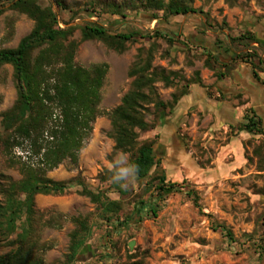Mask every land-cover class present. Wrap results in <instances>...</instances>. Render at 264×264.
<instances>
[{"label":"rangeland","instance_id":"1","mask_svg":"<svg viewBox=\"0 0 264 264\" xmlns=\"http://www.w3.org/2000/svg\"><path fill=\"white\" fill-rule=\"evenodd\" d=\"M110 1L118 3L121 0H58L60 7L54 1L36 0L41 7L52 4L61 28L86 22L103 26L111 33L138 31L143 35L128 43L122 54L97 41L78 45L74 56L77 65L89 67L104 63L108 66L99 105L102 114L93 123L77 164L64 162L46 175L53 181L74 180L70 188L61 195L35 197L32 240L37 264H70L67 256L70 233L75 227L72 219L77 217L85 218L90 237L75 264H264V254L258 260L252 244L257 243L255 239L261 234V223L264 222L262 136L243 142L246 161H211L215 155L213 147L225 144L229 133L220 135L217 132L211 139L210 135L206 137L207 128L202 126L201 118L197 120L188 115L178 121L176 135L164 134V142L170 150L158 144L157 135L141 133L140 140L155 139L156 154L160 159L165 155L167 158V153L176 158L182 147L196 161H191L192 165L178 166L172 165L175 161L171 159L164 161V165L167 164L166 179L180 185L182 190L169 193L158 203L156 218L143 214L139 222L134 220L118 234L104 222L97 205L81 194L83 188L94 193L105 192L106 197L120 204L119 219L137 207L138 202H147L150 198L154 174L146 180L133 177L130 181H122V188H125L122 194L109 189V182L104 180L109 176L106 170L114 166L117 173L126 167L127 155H112L113 142L107 135L110 123L106 112L118 106L128 91L132 81L128 69L139 50L143 54L154 45L152 66L164 69L166 73H176L171 87L164 88L160 82L155 84L159 99L168 101L172 93L183 89L197 73L200 75L206 69L205 60L214 65L226 58L227 54L223 57L218 54L222 50L216 49V45L222 44L228 53H237V57L247 53L250 45L239 46L231 39L251 34L252 24L264 25V0H236L233 5L224 0H193V7L201 9L203 15L176 17L167 22L152 20L151 14L141 9L126 11L124 18L102 13V2ZM86 9H92L94 15L81 14L71 20L73 13ZM32 27L30 19L5 6L0 15V50L15 48ZM155 29L165 36L156 37ZM79 39L80 32L76 30L70 40ZM15 100L12 67L3 65L0 67V112L9 110ZM258 146H263V154L255 155L253 150ZM14 154L17 156L19 152L16 150ZM0 176L11 181L22 178L19 168L1 152ZM186 190L195 192L199 207L193 205ZM215 224L227 227L234 242L214 232L212 226ZM105 253H109L108 256Z\"/></svg>","mask_w":264,"mask_h":264},{"label":"trees","instance_id":"2","mask_svg":"<svg viewBox=\"0 0 264 264\" xmlns=\"http://www.w3.org/2000/svg\"><path fill=\"white\" fill-rule=\"evenodd\" d=\"M52 1L60 7L58 0ZM224 1L233 5L236 0ZM192 3L193 0H121L118 3L102 2L101 11L124 18L126 11L141 9L151 14L152 20L167 22L176 17L203 15L202 10L194 8ZM51 5L41 7L36 0H0V15L7 6L8 10L24 15L33 22L31 31L15 48L0 50V67H12L16 91L13 106L0 112V152L22 174L18 181L0 176V264H37L35 242L32 240L35 197L61 195L70 188L74 180L53 181L46 175L64 162L77 164L78 155L92 132V125L102 114L99 105L108 66L104 63L89 67L77 65L74 56L78 45L97 41L107 49L122 54L127 50L128 43L143 36L138 31L111 33L103 26L86 22L61 28ZM81 14L94 15L92 9H86L73 13L71 20L74 21ZM76 30L80 32L79 41L70 40ZM153 34L156 37L165 36L156 29ZM254 40L252 34L231 39L243 47ZM216 49L222 50L223 54L228 52L222 44L216 45ZM143 54L139 50L128 69V77L132 79L128 91L118 106L106 112V116L110 123L107 135L113 142L112 155H127L126 167L132 164L136 166L134 177L137 180H146L154 174L150 198L147 202H138L137 207L119 219L120 204L111 201L105 192L81 190V194L97 205L104 222L112 226L116 234L127 229L134 220L139 222L143 214L156 218L158 203L169 193L182 190L180 185L166 179L161 160L156 154L155 139L139 138L141 133L154 130L162 116L172 112L179 99L187 94L190 85L200 83L197 73L183 89L172 93L168 101H162L156 93L155 84L160 82L164 88L171 87L176 73H166L164 69L152 66L154 45ZM250 57L246 53L236 58L247 62ZM203 65L215 71V65L208 60ZM214 75L217 76L216 72ZM238 130L264 137L260 120L254 115H246ZM262 147L253 150L255 155L263 154ZM16 150L19 152L17 156L14 154ZM105 172L109 175L104 179L109 182L108 188L122 194L125 190L122 181L113 180L116 168L113 166ZM185 194L195 207H199L198 197L193 190H186ZM72 222L75 227L70 233L67 261L75 264L79 261L81 248L90 237V227L85 218H73ZM261 226V234L255 239L257 243H252L258 260L264 254V222ZM212 230L219 232L229 242H234L231 231L224 225L215 224ZM5 248L10 249L3 251ZM108 254L105 253L106 256Z\"/></svg>","mask_w":264,"mask_h":264},{"label":"crops","instance_id":"3","mask_svg":"<svg viewBox=\"0 0 264 264\" xmlns=\"http://www.w3.org/2000/svg\"><path fill=\"white\" fill-rule=\"evenodd\" d=\"M252 25L250 32L255 40L247 48V53L251 54L247 62L236 58L237 53L218 52L222 57L227 56L214 64L215 71L203 69L200 83L190 85L172 112L162 116L160 124L149 132L158 136V144L161 143L165 150L170 148L164 142V134H175L178 121L190 115L202 119V126L207 128L205 136L210 135V139L217 132L220 135L229 133L225 144L213 147L215 155L211 161H246L243 142L256 136L238 130L244 117L254 115L264 130V25ZM178 150L176 158L167 153V158L165 155L160 159L164 171L167 168L164 161L168 159L175 161L172 164L175 166L192 165L191 161H196L182 147Z\"/></svg>","mask_w":264,"mask_h":264},{"label":"clouds","instance_id":"4","mask_svg":"<svg viewBox=\"0 0 264 264\" xmlns=\"http://www.w3.org/2000/svg\"><path fill=\"white\" fill-rule=\"evenodd\" d=\"M136 166L134 164L128 165L127 167L120 168L114 175L113 180L115 182L130 181L136 174Z\"/></svg>","mask_w":264,"mask_h":264}]
</instances>
